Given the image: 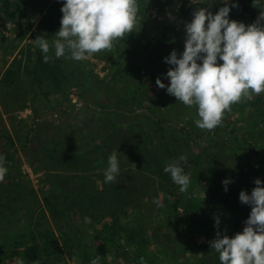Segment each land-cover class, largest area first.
Returning <instances> with one entry per match:
<instances>
[{"label":"rangeland","instance_id":"374dc122","mask_svg":"<svg viewBox=\"0 0 264 264\" xmlns=\"http://www.w3.org/2000/svg\"><path fill=\"white\" fill-rule=\"evenodd\" d=\"M54 1L25 0L26 9L21 13L20 20L8 19L0 13V87L3 78L11 77L15 82L18 72L26 73L27 53L30 48L38 46L37 36L45 37L47 34L50 39L54 37L53 30L41 26L43 19L47 24L51 23L46 18L50 11L62 13L60 5L63 0H59L57 5H54ZM150 1L137 0L135 30L117 39L110 50L92 54L81 61L71 59L72 62L69 58H63L61 66L67 68L68 80L63 81V77L54 72L53 84H49V81L40 84L39 76H35L34 84L9 85V95H3L0 90V154L5 156V166L8 168L4 179L0 181V264H80L83 251L89 250L93 242L98 243L100 237L106 238L103 246L104 264L136 263L139 251L133 252L126 236L114 237L106 233L104 237L101 234L100 220L104 215L105 224L113 225L108 219V212L102 216L98 215V211L92 213L80 201L74 205L61 203L60 191L66 185L78 186L82 182L84 186L81 187L84 188L90 184L93 188L98 187L104 181L108 157L113 152L117 154L120 172L110 184L126 192L120 199V206L123 207L122 225L131 223L129 217L143 218L137 221L141 230L133 238L139 246L148 248L153 258L152 264H220L218 253L210 248V244L205 246V237L199 233L203 228V218L199 217V211L207 207L212 193L206 180L205 162L210 160L212 168H219L222 178L217 180V185L221 192L224 190L222 181L225 178L231 180L227 186L230 192L247 190L246 186L240 188L236 181L238 157L229 130L237 128L235 135L248 131L264 157V123L252 125L254 108L251 103L257 95L250 93L248 97H242L238 103L230 106L231 114L227 119L229 125L225 126L229 130L222 126L224 129L210 135L209 131L198 128L195 124L199 119L196 107L185 106L168 94L166 89L156 85L158 77L165 85L169 83L164 74L171 65H162L160 60L152 64L149 62V49L145 45L146 31L138 30V22H142L146 30L163 27L162 39L169 38L171 42L168 52L176 50L179 55L184 49V26L190 22L194 9L188 13V18L186 16L173 23L176 0H158L154 3L156 8L151 7L153 5ZM248 15L245 11L240 21L246 24ZM55 28H60V25L56 24ZM136 31L139 32L138 36L135 35ZM48 42L50 44L51 41ZM38 55L43 57L42 53ZM134 68L137 69L134 71ZM29 70L33 71L31 68ZM82 70H89L94 78L100 80H110L113 75L119 79L109 81L108 86L129 81L138 87L136 102L122 104L117 114L110 112L107 117L105 113L95 111L94 106L88 107L78 97V89L88 81ZM62 82L64 87L60 88ZM37 85L41 88L37 89ZM41 118L39 122L45 119L51 123H65L66 135L73 133L81 138L76 144H88V153H93L95 157L89 161L87 157L68 161V157L60 152L52 156L51 151L56 147L55 139L50 141L43 131H39L45 125L32 134L35 136L33 139L27 140L31 136L29 123ZM116 120L119 123H132V132L127 134L130 139H134L139 153L144 155V159L140 157L142 164L152 159L150 157L154 156L160 144V135L156 137L153 131L158 121L157 128L162 129L160 131L163 133L161 145L170 141L187 157L185 173L190 175L197 168L196 182L186 192H181L163 169L152 172L140 168L131 159L135 143L126 139L123 127L117 125L119 130H112ZM7 133L12 135V142L6 143L2 138ZM191 135L199 139L198 146L208 147L206 158L197 154L198 146L192 142ZM64 181H67L65 186ZM96 191L99 192L100 187ZM157 200L162 207L157 206ZM47 201L63 207L66 213L62 214L53 208L49 210ZM191 217L196 218L195 227ZM41 222L45 224L42 227L51 226L46 241L42 243L36 242L34 236L29 235L38 234ZM73 224L85 230V233H79L81 244L78 246L72 243L75 242L74 237L68 235L71 232L70 225ZM66 239L68 242H65Z\"/></svg>","mask_w":264,"mask_h":264},{"label":"clouds","instance_id":"9594fccd","mask_svg":"<svg viewBox=\"0 0 264 264\" xmlns=\"http://www.w3.org/2000/svg\"><path fill=\"white\" fill-rule=\"evenodd\" d=\"M223 4L215 13L204 7L193 12L184 26L183 51L178 55L172 50L164 58L171 65L164 74L169 83L156 79V85L176 101L196 107L199 119L195 124L205 130L221 125L225 112L242 97L264 93V11L246 25L229 18L231 8L237 7L236 0H223ZM253 4L256 6V0ZM60 11V28L55 33L58 39L51 45L54 56L67 53L68 58L81 61L110 50L117 39L133 32L138 4L137 0H63ZM36 42L47 63L48 40L37 36ZM107 163L104 183H112L120 172L116 152L109 155ZM186 164L187 157L181 154L163 168L181 192H186L191 182L185 173ZM7 172L5 156L0 154V181ZM229 183V178L222 181L225 191ZM254 184L250 193H239V201L251 208L242 231L231 237L218 231L209 242L220 264H264V182L257 177ZM155 203L162 207L159 200ZM214 223L219 225L218 217ZM91 264H101L100 257Z\"/></svg>","mask_w":264,"mask_h":264},{"label":"trees","instance_id":"16d2710c","mask_svg":"<svg viewBox=\"0 0 264 264\" xmlns=\"http://www.w3.org/2000/svg\"><path fill=\"white\" fill-rule=\"evenodd\" d=\"M25 0H0V13L2 16H5L8 19H21V13L26 9V6L24 4ZM158 0H151V6L152 8H156L154 6V3ZM253 0H236L237 7H233L230 10L229 18L230 19H236L237 21H240L243 18V13L245 11L248 12L249 18L246 20V25L249 23H252L256 20L258 13L260 11H264V6H262V3H264V0H256V6L252 2ZM179 2V4H178ZM59 3V0L54 1V5H57ZM177 8L176 12L174 14L173 23H177L179 19H184L183 17L188 18L189 12H191L193 9L194 11L204 7L212 12L218 11V9L222 6L223 0H176ZM188 3V4H187ZM53 5V6H54ZM62 6V5H60ZM62 13L57 12L56 14L53 11H50L46 18L50 19L51 23L47 24L45 19H43L41 26H43L45 29L53 30V38L50 39V37L45 34V38L50 42V49L52 48V42L56 40L57 35L55 34L59 28H53L56 27V24L60 25V19H61ZM190 19H192V16H190ZM139 25V32L146 31V37H145V45L149 49V62L152 64V62H155L156 60H160L162 65H167L164 58L167 57L170 53L168 52V49L171 47V42H169V38L162 39V35H164V31L162 28H149L145 29L144 24L142 22H138ZM29 27V26H27ZM42 27V28H43ZM138 31L135 32V35L138 36ZM58 39V37H57ZM118 46V43H116ZM38 54H41L39 47L36 48H30L27 57L25 60L27 71L24 73V71L18 72V75L15 76V82L11 79V77L8 79L3 78L1 80V87L0 90L3 93V95L7 94L9 95L11 92L8 90L11 84H19V85H26L28 84H34L35 76H39V81L41 83H45L49 81V84H53V75L54 72H57L58 75L63 77L64 80H68V72L67 68H64L62 65V59L68 58L67 53L66 56H62L60 58L55 59L53 57L54 55V48L53 50H50L48 53L50 59L46 63L43 60V57L40 58ZM41 56V55H40ZM71 60V58H69ZM72 61V60H71ZM73 62V61H72ZM148 63V61H147ZM160 64V65H161ZM60 65V66H58ZM159 65V66H160ZM29 68L33 69V71H30ZM115 69V68H114ZM137 68H134V71ZM156 70L160 71L159 68H155ZM82 72L85 74L87 81V84L82 85L78 89V97L84 101L85 104H87L88 107L94 106V110L100 113H105V117H107L108 113L113 112L114 114H117L119 111V108L122 107V104H129L131 102H136L137 100V94H138V87L135 85L130 84L129 81L123 82V83H116L115 86H108L109 81H118L119 79H115L114 75L113 78L110 80H100L93 77L92 72L89 70H82ZM112 76V72H111ZM47 83V84H48ZM38 86V85H37ZM18 87V86H16ZM20 87V86H19ZM60 88L64 87V82L62 84H59ZM41 88V86H38L37 89ZM252 108L253 109V116H254V123L252 125L256 124H262L264 123V95L260 94L257 95V98L252 101ZM101 110V111H100ZM231 114V110H228L225 112L223 120L221 125L217 126L213 130H206L209 131L208 134L212 135L216 131H219L220 129H224L225 126H228L229 123L227 122V119L229 115ZM102 119V117H100ZM39 120H34L33 122L29 123L30 128V134L31 136L27 137V140L30 141V139H33L35 136L32 134L40 128V126L45 125L46 127L41 128L39 131H43V134L52 141V139H55V149L54 151H51L52 156L55 154H58V152L63 153L65 157H68V161H71L72 159H82L83 157H87V161H89L91 158L95 157L93 153L89 152V145L88 144H79L77 145V141L80 142L81 138H77L73 135V133L66 135L65 128L67 127L65 123H51L49 120H43L39 122ZM112 120V119H111ZM114 122V121H113ZM116 120L114 123V126L112 127V130H119L118 126L121 128L123 127L124 133L126 134V139H129L130 141L134 142V139H130V135L127 134L131 131L130 125L132 124L129 121L117 123ZM162 122H165L163 120ZM158 121L155 122V126L153 127V131L156 133V137L160 135V141L159 146L155 151L154 156L150 157L152 159L148 160L147 164H142L140 161H142L141 158L144 159V155H141L139 153V148L136 146H133L132 148V156L131 159L134 160V162L143 169H150L152 172H159V170L162 171V169L165 167L166 164L172 162L173 160L177 159L181 155V151L177 149L175 145H171L170 141L164 146L161 145V138H162V132L157 127ZM50 125H53L51 128H49ZM159 125V124H158ZM163 126V124H162ZM161 126V127H162ZM224 126V128H222ZM163 128V127H162ZM227 129V128H225ZM237 128L233 127L229 130L231 139H233L232 146L236 149L237 157H238V166L239 170L237 172L236 181L239 184L240 188L242 186H246L247 192H251V190L255 187L254 180L255 178H260L262 182H264V157L260 153L255 139L248 133V131H243V134L238 133L235 135V130ZM57 136V139L55 138ZM192 142L194 145L196 144L198 146L199 139L196 138L194 135H191ZM2 138H4L5 142H12V135L10 133L3 134ZM205 140H207L205 138ZM63 146V147H62ZM198 155L199 157L206 158L207 153L209 151L208 147L198 146ZM234 149V150H235ZM62 150H64L62 152ZM233 151V150H231ZM235 152V151H234ZM144 153L148 154L147 151ZM164 153V154H162ZM154 158V159H153ZM89 159V160H88ZM153 161L154 163H152ZM70 163V162H69ZM206 164V171L205 175L207 182H209L208 188L212 190V193L210 195V198L207 202V207L203 208L199 211L201 215L198 213V216L203 218V228L199 230V233L204 235V243L205 246L209 245L210 241L213 240L216 237V233L219 231L222 235L226 234L229 237L233 236L236 232L242 231L244 227V222L247 219L249 213H250V206L247 204H243L239 201V193L240 192H234L230 190L227 191H220L217 183L219 179L222 178V175L219 174V168L214 169L212 168V163L210 160L205 162ZM198 169L195 168L191 171L189 177H190V185L196 181V177L198 175L197 173ZM217 171V173H215ZM169 175V174H168ZM67 184V181H64ZM90 185H87L85 188L81 187L84 186L81 182L78 186H65L63 189L61 188L62 193V201L61 203L68 202L69 204L74 205L77 201L82 202L84 207L94 213L99 212L98 215H103L106 212L109 214V218L112 224H105V215L102 220H100L101 234H109V236H117L120 235L126 236L129 245L133 252L139 251L138 254V261L134 264H152L153 258L151 255H149V251L147 247L139 246L136 240L133 238V235H136L138 231L141 230L140 224L137 222L138 220L142 221L143 218L136 219V217L133 218L129 217L131 223L123 226L122 225V214H123V207L120 206V199L121 196L124 197L126 195V192L120 187H114L112 184H106L102 180V182L99 184L98 187H100V191L97 192L96 188H93ZM62 186V187H63ZM60 202V201H59ZM47 207L49 210L58 209L59 212L62 214L66 213L63 207H59L58 205H55L53 201H47ZM112 207V208H111ZM111 208V209H109ZM38 213H43V211H39ZM219 218V225L215 226L214 220L215 218ZM192 225L195 227L197 221L196 218L191 217ZM67 222V221H66ZM190 222V221H189ZM190 222V223H191ZM40 230L38 229V234H29L30 236H34L35 241L45 242L46 236L49 233L50 225L46 227H42L45 225L41 222ZM72 228V229H71ZM191 230V228H190ZM70 233L68 235H72L74 238L73 240L75 242H72L75 245H80V241L78 237H80L79 233H85L84 228L79 229L73 224L70 225ZM194 231V230H193ZM192 231V232H193ZM197 232V230H196ZM107 236V237H109ZM99 239V238H98ZM106 238L100 237L98 243H92L89 250L83 251L82 256V262L80 264H91V260L95 257L99 256L101 264L105 263V253L103 252V246L105 244ZM34 241V242H35ZM70 241V240H69ZM31 242V243H34ZM65 242H68L67 239ZM71 242V241H70ZM72 245V244H71ZM70 245V246H71ZM72 248H74V246ZM69 246V247H70ZM143 251V253H142Z\"/></svg>","mask_w":264,"mask_h":264}]
</instances>
